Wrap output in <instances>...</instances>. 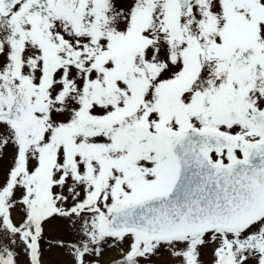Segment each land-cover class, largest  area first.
I'll return each instance as SVG.
<instances>
[{
	"label": "snow or ice",
	"instance_id": "1",
	"mask_svg": "<svg viewBox=\"0 0 264 264\" xmlns=\"http://www.w3.org/2000/svg\"><path fill=\"white\" fill-rule=\"evenodd\" d=\"M0 264H264V0H0Z\"/></svg>",
	"mask_w": 264,
	"mask_h": 264
}]
</instances>
